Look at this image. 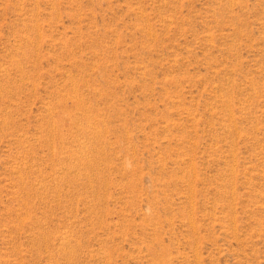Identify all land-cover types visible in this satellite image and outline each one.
<instances>
[{"label":"rangeland","instance_id":"rangeland-1","mask_svg":"<svg viewBox=\"0 0 264 264\" xmlns=\"http://www.w3.org/2000/svg\"><path fill=\"white\" fill-rule=\"evenodd\" d=\"M0 264H264V0H0Z\"/></svg>","mask_w":264,"mask_h":264}]
</instances>
